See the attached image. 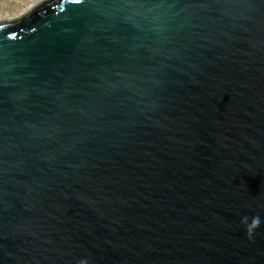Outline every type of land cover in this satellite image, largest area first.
Instances as JSON below:
<instances>
[{
  "label": "water",
  "instance_id": "obj_1",
  "mask_svg": "<svg viewBox=\"0 0 264 264\" xmlns=\"http://www.w3.org/2000/svg\"><path fill=\"white\" fill-rule=\"evenodd\" d=\"M0 264H264V0L1 20Z\"/></svg>",
  "mask_w": 264,
  "mask_h": 264
},
{
  "label": "rangeland",
  "instance_id": "obj_2",
  "mask_svg": "<svg viewBox=\"0 0 264 264\" xmlns=\"http://www.w3.org/2000/svg\"><path fill=\"white\" fill-rule=\"evenodd\" d=\"M39 0H0V20L15 19Z\"/></svg>",
  "mask_w": 264,
  "mask_h": 264
},
{
  "label": "bare ground",
  "instance_id": "obj_3",
  "mask_svg": "<svg viewBox=\"0 0 264 264\" xmlns=\"http://www.w3.org/2000/svg\"><path fill=\"white\" fill-rule=\"evenodd\" d=\"M37 3V2H36ZM1 21V20H0Z\"/></svg>",
  "mask_w": 264,
  "mask_h": 264
}]
</instances>
